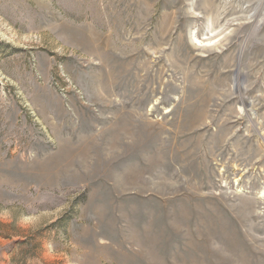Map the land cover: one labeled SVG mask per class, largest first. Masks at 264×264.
<instances>
[{"label": "rangeland", "instance_id": "374dc122", "mask_svg": "<svg viewBox=\"0 0 264 264\" xmlns=\"http://www.w3.org/2000/svg\"><path fill=\"white\" fill-rule=\"evenodd\" d=\"M0 264H264V0H0Z\"/></svg>", "mask_w": 264, "mask_h": 264}]
</instances>
